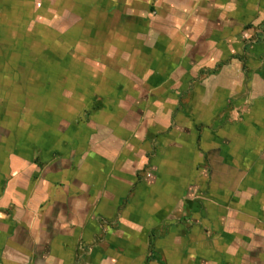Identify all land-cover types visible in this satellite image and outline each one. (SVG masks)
Returning a JSON list of instances; mask_svg holds the SVG:
<instances>
[{"label":"crops","instance_id":"1","mask_svg":"<svg viewBox=\"0 0 264 264\" xmlns=\"http://www.w3.org/2000/svg\"><path fill=\"white\" fill-rule=\"evenodd\" d=\"M262 24L264 0H0V264H264Z\"/></svg>","mask_w":264,"mask_h":264},{"label":"rangeland","instance_id":"2","mask_svg":"<svg viewBox=\"0 0 264 264\" xmlns=\"http://www.w3.org/2000/svg\"><path fill=\"white\" fill-rule=\"evenodd\" d=\"M258 35H263L264 36V24H262V25H260V26H258L256 28H254L253 30H251L250 37L247 36L245 38H247V40H251V39L257 38ZM141 99L142 98H137V101H141ZM143 100H145V98ZM155 101H157V98H155ZM133 115H134V120H137L140 117V113L137 112L136 110H134ZM141 131H142L141 127H138V128L135 129V133L141 132Z\"/></svg>","mask_w":264,"mask_h":264}]
</instances>
